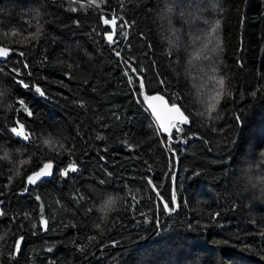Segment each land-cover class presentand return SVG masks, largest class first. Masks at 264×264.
<instances>
[{
	"label": "trees",
	"instance_id": "obj_1",
	"mask_svg": "<svg viewBox=\"0 0 264 264\" xmlns=\"http://www.w3.org/2000/svg\"><path fill=\"white\" fill-rule=\"evenodd\" d=\"M112 14L131 27L110 46L100 17ZM0 45L13 50L0 59V264H264V0H108L76 12L69 0H0ZM202 49L209 59L195 60ZM122 58L143 69L148 95L182 97L192 139L162 142ZM214 77L224 94L209 119ZM16 120L31 143L10 132ZM49 161L54 177L26 185Z\"/></svg>",
	"mask_w": 264,
	"mask_h": 264
},
{
	"label": "snow or ice",
	"instance_id": "obj_2",
	"mask_svg": "<svg viewBox=\"0 0 264 264\" xmlns=\"http://www.w3.org/2000/svg\"><path fill=\"white\" fill-rule=\"evenodd\" d=\"M72 3L79 4V9L76 7H71ZM108 0H101V3H98L97 0H86L85 2H81V0H69V10L72 12H76L78 10H87V9H101V5H107ZM121 7L123 8V3H121ZM172 8L168 9V12H171ZM100 19L103 21V24L105 26H109L111 28V31H105V39L107 43L112 45H117L120 41L119 39H114V37H127L128 32L125 31L126 27H131L129 22L124 19L122 16H117L116 14H112L111 18H108L107 16L102 15ZM207 23V21H205ZM78 23V21H77ZM134 23V22H133ZM117 28H119V32H117ZM220 28V21L216 20L214 26L211 27L209 35H218V29ZM7 35V34H5ZM204 48H208V44H204ZM220 49L219 42L216 41L215 44L209 51H212L215 53ZM113 52L115 56L121 57V51L117 50L115 47H113ZM11 50L7 47L0 46V58H8L10 56ZM171 54V53H169ZM19 56L23 57L24 53L20 52ZM123 59V58H122ZM194 59L199 61L201 59H209L207 52H204L203 49L201 52L196 53L194 56ZM123 63L126 65L125 68V75L128 78L129 85H135V91L138 92L139 96L142 97V102L147 105V109L149 110L150 116L155 118V123L158 125V128L156 129L157 134H166L162 138V142H172V143H187L189 139H192L196 134L190 133L189 126L192 123V120L190 119V114H186L187 108L185 106H182L178 101L182 99V97L179 94H176L172 98V102L169 103L167 100H165V97L160 94L155 95H148L146 92V84H145V78L143 77V69H141L139 72L137 71L136 67H133L132 64L129 62V59H123ZM24 68H28V64L24 63ZM14 73H16V76H20L21 73L17 69H12ZM213 71H215V68H213ZM131 73V74H129ZM27 75H31V73H27ZM215 80V83L219 86L218 90H215L214 96L211 97V100H205L203 103L206 105V111L200 113V115L207 114L209 119H213L212 113L216 112L217 106L220 104V100L224 94V79L221 77L219 79L213 78ZM17 83L20 84L23 88L29 89V84L25 83L22 79L17 80ZM166 80H160V84H165ZM35 92L38 93L41 97L45 96V92L39 87H35ZM0 96H3V92H0ZM20 108H22L29 116H32L33 113L28 109V107L25 105V102L21 99L18 101ZM83 103H80V107H83ZM20 109H17L19 111ZM237 120H239V117H236ZM16 125L14 127L10 128V132L14 134L16 137L21 138L23 141L31 143V136L32 134L27 132L25 130V125L23 123H20L19 120H16ZM149 126L152 127V121L150 120ZM101 138V137H98ZM45 144H50V140H45ZM63 145H61L62 147ZM168 147L171 149V145L168 144ZM173 156L175 157V150L172 149ZM262 156H264V152L261 153ZM2 158H7V153H5V156ZM78 171L77 165L75 162L69 163L66 168L60 171L61 176H68L69 173H75ZM53 175V163L51 161L43 163L42 166L39 168V170L32 172L30 175L26 178V185H35L38 181H40L43 177H48ZM111 175V173H109ZM194 175H196L194 173ZM11 179V178H10ZM147 183L152 186L153 190H156L157 186L153 184L152 180L150 178H146ZM173 181L175 180V177H172ZM29 189L28 187H25L24 192H27ZM156 195L159 197L162 207L166 212H172L174 211V208H171L168 201L164 200V197L160 194L158 190H156ZM83 197H81L82 199ZM39 199V197H37ZM133 200H135V197H133ZM116 200L115 198L109 197L107 201L102 205L101 211L107 212L112 209V206L115 204ZM4 201L0 200V204H3ZM171 204H176V192L173 190L172 196H171ZM134 208L135 205H132ZM0 215H4L3 211L0 210ZM141 215H143L141 213ZM218 215V214H217ZM106 219V216L103 218ZM41 225L43 226L44 230H48V221L41 216L40 220ZM157 226H159V219L156 220ZM94 227L97 230H100L102 227L101 223H96ZM260 235L264 236V230H261L259 233ZM24 237L20 236L14 244V252L20 253L21 251V243L23 241ZM89 240H95L96 237H89ZM118 244L117 241L112 242V246H116ZM52 249H49L51 251ZM83 251V248L80 249ZM264 259V257H262Z\"/></svg>",
	"mask_w": 264,
	"mask_h": 264
},
{
	"label": "water",
	"instance_id": "obj_3",
	"mask_svg": "<svg viewBox=\"0 0 264 264\" xmlns=\"http://www.w3.org/2000/svg\"><path fill=\"white\" fill-rule=\"evenodd\" d=\"M111 18V17H110ZM107 27H109V26H107ZM110 31H111V28H110ZM109 31V32H110ZM114 39H116V37H114ZM0 46H2V47H6L5 45H0ZM8 49H10L11 50V52H10V55H12L13 54V50H12V48H9V47H7ZM0 59H2V60H6L7 58H0ZM155 94H160V95H163L164 97H165V100H167L169 103H170V101H169V99L167 98V96L166 95H164L163 93H160V92H158V93H155ZM155 94H153V95H155ZM19 138V137H18ZM21 139V138H20ZM31 140H32V138H31ZM39 170V169H38ZM54 174H55V166L53 165V175H51V176H48V177H43L40 181H38L37 183H40V182H42V181H45V180H51L53 177H54ZM36 183V184H37ZM2 206H3V204H0V210H2Z\"/></svg>",
	"mask_w": 264,
	"mask_h": 264
}]
</instances>
